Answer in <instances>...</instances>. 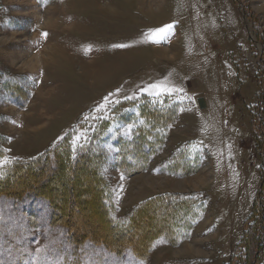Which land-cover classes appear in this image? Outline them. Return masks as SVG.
Segmentation results:
<instances>
[{"label": "rangeland", "instance_id": "374dc122", "mask_svg": "<svg viewBox=\"0 0 264 264\" xmlns=\"http://www.w3.org/2000/svg\"><path fill=\"white\" fill-rule=\"evenodd\" d=\"M83 145L114 221L160 210L128 233L148 248L107 251L97 183L69 193L63 176L54 201L99 245L0 197L4 264H264V0H0V172Z\"/></svg>", "mask_w": 264, "mask_h": 264}, {"label": "trees", "instance_id": "16d2710c", "mask_svg": "<svg viewBox=\"0 0 264 264\" xmlns=\"http://www.w3.org/2000/svg\"><path fill=\"white\" fill-rule=\"evenodd\" d=\"M12 100L17 105L20 104V101L18 102L13 98ZM95 157L93 156L92 148L90 146L83 145L75 155L71 154V151L68 149V147L63 146L60 149L52 150L42 158L27 161L25 162L26 164H15L11 170L3 174L2 178H0V197L12 200V207L15 210L24 205L39 207L44 202L49 214L47 216L49 221L47 224L51 226H60L61 232H63L64 235L68 237V242L71 246L77 250L86 241H89L97 246L99 245L100 241L97 240L98 237L95 236L96 233L92 232V230L88 231L87 229L82 228V226H74V224L68 220L65 212H63V208L61 207L64 204L66 205V201L64 199H56L58 200L59 204L54 201L53 197L56 196V189L54 190L53 187L48 185L52 178L57 179L64 176L66 179H64L65 182L60 183V188H64L68 190L69 193H72L74 192V189L82 188V180L85 174V177L91 176L94 178L95 183H97L96 198H98L101 204V214L106 216L105 221L106 224H109L111 227L112 234L118 235L120 240L118 241L120 243L117 246H113L111 244L112 242L105 241L102 242V246L107 249V251H115L117 249H122L125 246L124 243L127 242L131 244V246L129 245V249H131L130 251L136 253L137 255H142L143 251L145 252L148 248L145 246L146 244L139 246L137 240L132 239L131 236L128 235L129 232L136 228L133 224V220L137 219L138 222H141L145 218L153 219L155 216L160 215V210L156 205L147 203L146 205L140 207L136 213L132 215L127 223L114 221L110 216L105 201L106 191L104 187L100 186L101 184L98 186L99 183L97 173L94 171L95 168L92 166V162L94 161ZM24 168H35L32 170L34 177L30 178L31 181H29V179L25 181V174L22 175ZM40 171L46 172L50 176L48 175L44 180L43 177L40 178ZM161 225L162 223L157 226L159 227ZM161 228L159 227L149 238L154 235L156 237L161 231ZM177 229H180V226H178ZM178 235L180 236V232L176 236ZM246 248L248 252L247 243ZM246 256H249V258L246 259V263L244 264H254L252 259L256 258L254 257L255 254H251L249 250V254L246 253Z\"/></svg>", "mask_w": 264, "mask_h": 264}, {"label": "snow or ice", "instance_id": "6c2138e0", "mask_svg": "<svg viewBox=\"0 0 264 264\" xmlns=\"http://www.w3.org/2000/svg\"><path fill=\"white\" fill-rule=\"evenodd\" d=\"M174 25H166L163 28L160 29H156V30H152L149 34H146V36L148 37V39H150L153 43H159L161 41L167 40L169 34L172 32ZM46 35V34H45ZM128 45H116V47H127ZM150 89H154L155 94L159 95L160 92L162 91H167V92H171L173 89L170 88H162L159 84H153L149 86ZM149 89H144V91H148ZM132 97H129V99H131ZM118 102V101H117ZM127 134V133H126ZM79 139V137H77V140ZM10 163V161H8L7 159L0 161V168H2L5 164ZM3 173L0 172V178H2ZM0 222H3V217H0ZM4 232V229H0V237H2ZM46 251V249H40L37 248L36 252L37 253H41ZM0 264H4V262L2 260H0Z\"/></svg>", "mask_w": 264, "mask_h": 264}, {"label": "bare ground", "instance_id": "6f19581e", "mask_svg": "<svg viewBox=\"0 0 264 264\" xmlns=\"http://www.w3.org/2000/svg\"><path fill=\"white\" fill-rule=\"evenodd\" d=\"M198 178V177H197ZM200 179V178H199ZM201 181V180H200ZM202 182V181H201Z\"/></svg>", "mask_w": 264, "mask_h": 264}]
</instances>
